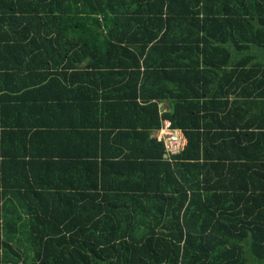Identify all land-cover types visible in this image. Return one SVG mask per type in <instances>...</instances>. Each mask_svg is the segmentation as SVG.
I'll return each mask as SVG.
<instances>
[{
  "label": "trees",
  "instance_id": "obj_1",
  "mask_svg": "<svg viewBox=\"0 0 264 264\" xmlns=\"http://www.w3.org/2000/svg\"><path fill=\"white\" fill-rule=\"evenodd\" d=\"M251 46L264 0H0V264H264Z\"/></svg>",
  "mask_w": 264,
  "mask_h": 264
},
{
  "label": "built area",
  "instance_id": "obj_2",
  "mask_svg": "<svg viewBox=\"0 0 264 264\" xmlns=\"http://www.w3.org/2000/svg\"><path fill=\"white\" fill-rule=\"evenodd\" d=\"M157 142H161L164 158L179 153L185 145V138L179 129L171 127L167 120H162L157 130L152 133Z\"/></svg>",
  "mask_w": 264,
  "mask_h": 264
},
{
  "label": "crops",
  "instance_id": "obj_3",
  "mask_svg": "<svg viewBox=\"0 0 264 264\" xmlns=\"http://www.w3.org/2000/svg\"><path fill=\"white\" fill-rule=\"evenodd\" d=\"M247 49H248V54L250 57L245 52H241L245 54V57L247 58V64L248 65L249 64H255V65L259 64L261 67L264 66V51L254 46H251V48H247ZM230 51L238 52V51L231 50V49ZM234 57L238 59L239 55L236 54ZM225 80H231V78H225ZM159 106H160V111H167L169 109L167 102H162L159 104Z\"/></svg>",
  "mask_w": 264,
  "mask_h": 264
},
{
  "label": "rangeland",
  "instance_id": "obj_4",
  "mask_svg": "<svg viewBox=\"0 0 264 264\" xmlns=\"http://www.w3.org/2000/svg\"><path fill=\"white\" fill-rule=\"evenodd\" d=\"M153 135V134H152Z\"/></svg>",
  "mask_w": 264,
  "mask_h": 264
}]
</instances>
